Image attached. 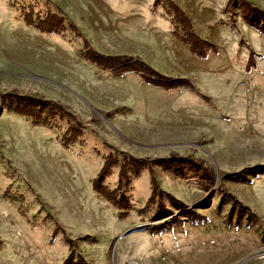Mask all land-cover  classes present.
Instances as JSON below:
<instances>
[{"label":"rangeland","instance_id":"374dc122","mask_svg":"<svg viewBox=\"0 0 264 264\" xmlns=\"http://www.w3.org/2000/svg\"><path fill=\"white\" fill-rule=\"evenodd\" d=\"M156 3L0 0V264H264V31L239 0L230 9L228 0ZM173 4L216 50L199 54L183 41ZM26 13L57 14L65 29L43 32ZM86 42L192 86L116 75L84 57ZM13 90L59 108L9 110L1 93ZM112 152L121 160L193 155L212 179L154 165L160 187L192 206L177 210L165 199L169 210L159 211L148 203L151 172L121 179L120 162L104 181L110 200L93 183ZM222 185L251 210L239 212ZM158 224L164 229H150Z\"/></svg>","mask_w":264,"mask_h":264},{"label":"trees","instance_id":"16d2710c","mask_svg":"<svg viewBox=\"0 0 264 264\" xmlns=\"http://www.w3.org/2000/svg\"><path fill=\"white\" fill-rule=\"evenodd\" d=\"M156 5L159 4L160 0H156ZM241 4L246 6L247 10L252 14L253 19L252 23L262 31H264V8L258 6L255 2L251 0H239ZM236 2V0H228L227 8H232V5ZM174 9V18L183 26L185 29V34L180 36L184 42L191 44V48L194 52L199 54H207V51L210 49H215L216 46L208 40L202 39L194 30L192 21L189 16L186 14L184 9H182L177 4H173ZM25 20L29 25H34L38 29L43 32H60L65 29L64 18L57 14H48L46 17L42 18L40 16L34 17L32 13L25 14ZM223 22L220 21L219 24ZM84 57L90 61L91 63L101 67L105 70H111L116 75H124L129 72H136L142 74L146 82L153 84L158 87H163L168 90L176 89L183 86H192V80L190 78H172L167 77L160 72L156 71L152 66L147 64L145 61L138 57H134L128 54H106L96 50L95 48L85 43V50L83 51ZM251 56H254V52L251 53ZM253 60V59H251ZM254 62L251 61L248 65V68L254 66ZM14 94L12 96H8L7 93H1L2 103L4 105H8L9 110H16L18 112L24 114H31L27 110H31L34 107H47V105H51L56 110L59 108L58 104L52 103L47 99L29 94H21L17 90H13ZM11 100L10 105L8 102ZM17 103L18 107L16 109L13 108V103ZM35 116V113H32ZM69 114V113H68ZM72 116V115H71ZM39 122L47 123V120H40ZM76 134L74 137H76ZM73 137V138H74ZM122 162L120 176L121 179L128 177L129 170L139 173L143 169H148L152 175V193L148 200L150 204H158L159 211L169 210L165 199L168 200L169 204L177 210H182L187 207V205L175 197L174 195L167 193L163 190L158 180L154 175V165H160L165 170L173 171L175 174L181 177H187L192 172L202 173V177L204 180L211 181L212 176L209 170V167L206 166L204 159L197 158L193 155L183 156L178 154L177 152H172L168 156L152 158V157H135L133 155H125L123 159L119 157V155L115 152L107 155L105 163L101 168L97 178L94 180L93 187L94 189L101 195L107 197L110 200L115 198L114 190H111L104 184L106 176L110 173L112 167L114 165ZM220 191L226 197V199L230 200L234 206L239 207V212L242 209L246 208L247 210H251L249 207L244 206L242 201L230 191L227 185H222L220 187ZM193 211H190L192 213ZM203 217V216H201ZM191 220H195L194 217H191ZM152 231H161L164 229L163 224L153 225L150 227Z\"/></svg>","mask_w":264,"mask_h":264},{"label":"water","instance_id":"95a60500","mask_svg":"<svg viewBox=\"0 0 264 264\" xmlns=\"http://www.w3.org/2000/svg\"><path fill=\"white\" fill-rule=\"evenodd\" d=\"M27 76H29V77H34V78H38V79H43V80H45V81H52V82H55V81H53V80H51V79H48L47 77H44V76H42V75H39V74H36V73H33V74H27ZM1 99H0V110H1ZM166 145H169V144H166ZM171 145V144H170ZM149 147H157L158 146V144H155V145H148ZM192 206H189V207H187V209H189V208H191ZM184 210H186V209H184ZM183 210V211H184Z\"/></svg>","mask_w":264,"mask_h":264}]
</instances>
